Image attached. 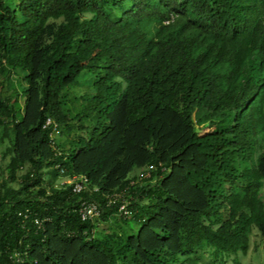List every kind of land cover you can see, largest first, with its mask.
<instances>
[{"label":"trees","instance_id":"trees-1","mask_svg":"<svg viewBox=\"0 0 264 264\" xmlns=\"http://www.w3.org/2000/svg\"><path fill=\"white\" fill-rule=\"evenodd\" d=\"M6 143L0 264L247 255L264 239V0H0ZM75 175L83 193L61 184ZM125 190L118 224L107 197Z\"/></svg>","mask_w":264,"mask_h":264},{"label":"built area","instance_id":"built-area-1","mask_svg":"<svg viewBox=\"0 0 264 264\" xmlns=\"http://www.w3.org/2000/svg\"><path fill=\"white\" fill-rule=\"evenodd\" d=\"M51 121L47 122V125H50ZM152 169V168H151ZM64 174L65 171L62 170ZM149 177L150 174H147ZM69 184L73 187V191L76 194L83 193L88 189V179L85 176H73L71 178H67L61 184ZM127 194V190L123 191V193H117L112 196H108V207H112L114 205H118L119 208V216L123 219H129L133 216V211L129 208L130 202L125 198ZM79 214L84 222L95 221L100 218L102 215V207L93 200H84L81 202L79 207ZM36 224L42 226V221H36ZM10 264H24V258L21 253H15L11 256Z\"/></svg>","mask_w":264,"mask_h":264},{"label":"rangeland","instance_id":"rangeland-1","mask_svg":"<svg viewBox=\"0 0 264 264\" xmlns=\"http://www.w3.org/2000/svg\"><path fill=\"white\" fill-rule=\"evenodd\" d=\"M94 81L95 76L92 73L84 74L77 82V84L72 88V96L75 97H85L86 103L91 100L94 93ZM80 124V123H79ZM6 144H0V182L2 180L3 171L5 168V163L2 162L1 156L2 151L6 148ZM139 170H135L137 172ZM62 180L61 182H63ZM122 218L115 219L114 221L118 224H123ZM114 222V224H115ZM257 229H253V234H257ZM226 264H264V239L255 236L251 241V248L247 255H243L239 252L237 255H231L227 257L224 255ZM222 261V260H221ZM222 263V262H221Z\"/></svg>","mask_w":264,"mask_h":264},{"label":"crops","instance_id":"crops-1","mask_svg":"<svg viewBox=\"0 0 264 264\" xmlns=\"http://www.w3.org/2000/svg\"><path fill=\"white\" fill-rule=\"evenodd\" d=\"M143 171L142 170H139V171H137V172H134L132 175H131V177H134V176H139L141 173H142Z\"/></svg>","mask_w":264,"mask_h":264}]
</instances>
